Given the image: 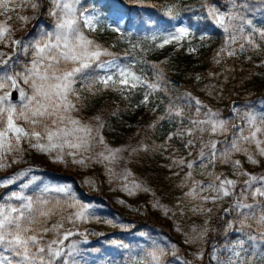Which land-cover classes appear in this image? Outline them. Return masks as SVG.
<instances>
[{
    "label": "snow or ice",
    "instance_id": "6c2138e0",
    "mask_svg": "<svg viewBox=\"0 0 264 264\" xmlns=\"http://www.w3.org/2000/svg\"><path fill=\"white\" fill-rule=\"evenodd\" d=\"M50 4L48 14L55 21L53 29L48 31L41 27L37 35L18 40L13 39V29L8 24L12 19L9 13L25 5L35 10L39 8V4L37 0H0V16L4 17L0 20V45L12 48V54L0 52V65L6 66L0 73V170L19 164L25 151L24 145L27 144L30 149L49 156L54 162L65 163L66 157H70L71 163L81 167H87L92 162L102 163L110 176L115 175L109 165L120 160V153L126 149H113L107 145L104 137L100 135L103 124L99 116L95 117L97 126H93L73 115L79 111L77 103L81 102V96L75 88L77 78L84 82L89 92L96 85L118 91L122 95L142 88L143 99L140 103L147 106L150 97L162 90L160 80L163 79V71L159 65L153 64L152 68L156 70L158 79L155 82L149 81L143 74L137 73L134 60L121 63L112 52L89 39L83 29L96 31L100 20L96 14H86V10L79 9L80 0H50ZM230 4L227 12H221L215 6H208L207 9L215 24L227 34L226 44L217 56H235L238 52L243 53L248 50L245 45L259 50L260 45L256 43L254 36L258 33L259 38L264 41V30L256 29L252 21L246 18L244 13L248 10V5L243 0H230ZM165 15L176 19L179 13L170 6ZM17 19L22 24H27L31 18L18 15ZM246 26L251 30L246 32ZM111 30L121 31L115 26L111 27ZM190 34L187 27L177 26L167 34H154L151 39L154 43L159 40L156 47L164 48L167 44H182ZM238 41L243 42L237 50L232 45ZM136 46L134 44L133 48ZM188 51L194 53L196 49L189 48ZM13 56L17 59L14 60ZM20 56H30V61L21 64ZM102 57L110 59L102 60ZM127 59L125 57L126 61ZM216 62L219 63V60ZM15 65H21L22 70L15 71ZM93 66L103 69L105 74L93 77L89 72ZM197 79L200 77L197 76ZM21 83L27 85L30 91H25ZM13 91L19 93V107L11 101ZM184 99V105L170 103L166 115L159 117V120L175 119L181 124L160 147L167 150V142L173 140V137L184 140L185 149L195 148V142L200 141L201 147L197 153L199 163L186 162L181 158L173 160V165L181 169L205 170L209 166L214 169L219 160L220 163L231 166L233 175L246 179L237 192L238 180L228 178L223 173L202 171L201 174L208 177V183H204L196 180L193 172L188 171L179 185L181 188H188L181 203H185V206L192 204L188 211L194 214L209 216L213 208L205 205L215 206L231 198V206L224 209L225 214L230 217L225 221L224 231L225 234L235 231L238 237L225 245L227 257H218L214 250L211 259L216 261V264H264V175H252L243 170L240 160L232 159L233 154L241 153L249 163H260L256 157H264V113H257L254 106H249L243 111L234 106L232 112L244 121V127L237 128L231 141L225 142L218 149L217 140L204 141L203 136L205 133L209 137L226 135L230 127H234L231 120L222 119L219 113L208 108L191 93H186ZM186 107L195 109V118L189 119L185 116ZM186 119L187 126H184ZM152 127H155V124ZM94 142L102 146V150L90 155ZM249 146L254 147L255 153L249 151ZM143 150L148 151V148L145 146ZM188 154L191 155V151ZM32 171L28 169L0 180V188H8L28 177L27 181L18 185V191H11L0 200V264H57V261L59 264H77L76 258L81 252L80 244L87 242V233L74 229L79 224L98 219L92 211L93 205L77 199L71 187L67 185L53 188L45 184L33 189L34 196L27 195L26 190L40 180V177L30 175ZM131 176L132 173L126 170L118 177L123 181L122 190L128 195L150 191L135 180L130 181ZM52 191L63 193L66 199H57L53 203L46 195ZM250 198L253 201L251 203L248 202ZM64 207L72 209V213L47 227V221ZM153 207L160 208L165 216L172 211L159 201H156ZM179 215H184L183 208L180 209ZM65 222L71 224L72 228H65ZM208 224L209 220L206 219L203 226L193 227L190 233H185V243H203L209 231ZM253 224L255 229H252ZM176 231L182 230L177 227ZM48 233H52L54 238L45 240L44 237ZM73 236H81L84 239L72 240ZM65 241H68L67 245ZM111 243L121 248L128 247L115 240ZM177 253L175 244L164 247L153 240L151 247L143 249L142 254L136 255L130 251L128 264H165L164 258L168 255L181 260ZM196 258L203 260V252L198 253ZM183 264L190 262L184 260Z\"/></svg>",
    "mask_w": 264,
    "mask_h": 264
},
{
    "label": "trees",
    "instance_id": "16d2710c",
    "mask_svg": "<svg viewBox=\"0 0 264 264\" xmlns=\"http://www.w3.org/2000/svg\"><path fill=\"white\" fill-rule=\"evenodd\" d=\"M39 1V6L44 12L48 7V0ZM245 3L248 5V10L245 12L248 18L253 17L257 21H264V0H246ZM91 5L102 15L101 19L109 17L110 8L115 6L119 13L126 16L127 22L126 27L120 32L102 30L100 28L104 27V24L100 23L96 31L90 32L83 29L85 35L112 52L121 63L134 60L137 73L143 74L149 81L155 82L158 79L152 65H159L163 71V79L160 80L162 90L154 93L150 97L149 104L145 106L140 103L143 99L144 90L142 88H137L131 93L125 92L122 95L118 91L103 89L102 86L96 85L89 92L84 82L77 78L75 88L81 96V102L77 103L79 111L73 115L83 121L82 118L87 120L93 117L94 126L97 122L95 117L99 116L103 124L100 128V135L104 137L105 142L109 146L126 149L121 155L127 159L125 160L126 165L133 175L147 182L159 202L170 205L181 192L179 179L173 173L175 171L173 160L183 157L189 161L196 158L201 142L196 141V147L191 149V151H196L193 154L194 157L188 154L190 149H185V141L177 137L167 142V150L161 148L160 146L165 144L167 137L176 132L181 124L175 119L159 120V117L166 115V109L170 103L184 105L186 93H191L193 97L200 99L208 108L219 113L220 117L228 116L232 95L240 101L251 97L254 93H264V52L259 54L257 50L248 56L221 54V61L216 62V54L224 47L225 37L222 28L218 27L208 15L207 9L208 6H215L224 12L228 8L229 0H105L103 5L100 0H80L78 8L86 10ZM170 6L179 13L176 19L165 15L166 9ZM34 12L31 7L27 9L29 17L36 18L38 9ZM39 19L33 22L34 26L45 22L47 29L54 27V19ZM179 19L186 22L191 32L190 36L180 45L172 43L165 45L164 48L156 47L160 41L157 40L154 43L152 36L167 34L173 29L172 24ZM134 44L137 45L135 48H133ZM192 47L198 49V57H193L187 51ZM125 57L128 58L127 61ZM102 59L110 58L102 57ZM27 60L29 56H20L22 64H27ZM14 69L15 71L22 70L21 66L17 65ZM89 72L93 77L101 76V72L96 70L95 66L89 69ZM197 76L200 79H197ZM21 86L25 91H30L27 85L21 83ZM253 99L255 97L252 96ZM260 106L264 109V97L261 99ZM184 112L189 119L196 116L194 108L186 107ZM154 124L155 127H152ZM184 126H187V119ZM215 138L220 137L218 135L209 137L207 133L203 136L204 141ZM145 146L148 151L143 150ZM33 159L40 161L45 169L52 172L76 175L77 184L81 183L83 178L93 181V187L96 188L94 191H89L93 200L105 201L102 203L108 202L109 199L112 200L109 197L111 193L108 192L107 185L112 180L104 165L93 162L91 166L82 168L66 161L64 165H58L56 169V164L52 162L49 164V160L44 155L35 153ZM253 170L264 173V159L254 165ZM80 194L84 199L82 191ZM150 222V220H140L139 223L147 229V224L152 225ZM158 225L161 223L158 222L157 226H152L155 230L166 231L164 227H158ZM163 225H167V222L163 221ZM99 246L100 258H104V251L102 252ZM182 246L181 242L180 247ZM180 251L182 253L180 252L178 256L182 259H177L176 264H183L185 259L189 261L185 248ZM190 264L195 263L190 262Z\"/></svg>",
    "mask_w": 264,
    "mask_h": 264
},
{
    "label": "rangeland",
    "instance_id": "374dc122",
    "mask_svg": "<svg viewBox=\"0 0 264 264\" xmlns=\"http://www.w3.org/2000/svg\"><path fill=\"white\" fill-rule=\"evenodd\" d=\"M245 1L246 0H243L244 3ZM37 2L38 4H40L39 0H37ZM100 2L101 5H103L105 3V0H100ZM29 7H30L29 5H25L22 8H17L15 12L9 13V15L12 16V19L8 21V24L13 29V39L26 40L30 37L37 35L41 27L48 31H51L53 29V27L52 29H47L45 22H40L36 26H34L33 24V22L39 18L53 19V17H51L48 14V10L51 7L50 0H48V7L46 8V10H44V12H43V8L39 6L37 17L35 18L34 16H31L29 23L22 24V22L17 19V16L20 15V16L29 17V15L27 14V9ZM230 7L231 4L229 0L228 8L224 12H227ZM110 9L111 11L108 15L109 17L104 19H101L102 15L93 7V5H91L90 8L86 9V14H91V13L96 14L99 17L100 23L104 24V27L100 28L102 30L103 29L107 31L111 30V27L113 26L119 27L121 30H123L126 25V20H127L126 16L119 13L116 10L117 7L115 6H113ZM34 11H37V9L35 10L33 9V12ZM244 14L246 16V13ZM121 16L123 17L122 20L120 19ZM246 18L252 21L253 27H255L256 29L264 30V21L261 22L257 21L253 17L248 18L246 16ZM3 19L4 17L0 16V20ZM38 21H40V19ZM177 26L187 27V24L184 20L179 19L173 23L172 28ZM250 30L251 29L247 28L246 26V32ZM222 32L224 34L225 37L224 42L226 44L227 34L223 31V29ZM254 39L256 43L260 45L259 54H262L264 50L261 49L264 48V41H262L259 38L258 33L255 34ZM242 42L243 41H238L234 43L232 47L238 50L240 47V43ZM245 47L248 48L247 51L243 53L238 52L237 55L235 56H248L249 54L251 53L253 54L254 52L257 51L255 49L249 48L247 45H245ZM192 48L196 49L194 53H191L188 50L187 51L191 53L193 57H198V49L196 47H192ZM17 51L19 50L17 49ZM0 52L12 54V48L5 47L4 45H0ZM220 58L221 55L217 56L216 54V61L220 60ZM13 59L15 60L17 59V57L13 56ZM29 61H30V56H29V60H27V63ZM17 66H21V65H17ZM5 68L6 66L0 65V73H2L5 70ZM96 70L101 72L102 73L101 75L105 74L103 69L96 68ZM252 96L255 97V99L252 100ZM252 96L237 101L236 96L232 95L230 114L226 117H221V118L225 120H231L234 127H230V130L226 135L223 136L218 135L220 138L214 139L218 141L217 144L218 149L221 148L225 142L231 141V139L236 133L237 128L244 127V121L241 120L238 116L234 115L232 112L234 106L241 108L242 111L247 109L249 106H254V109L257 113H264V109H262L260 106V102L261 99L264 97V93L263 94L254 93ZM12 103L16 104L19 107L21 101L18 97V99L16 101H12ZM82 119H84V121L82 120L83 122L93 125V117L87 120L85 118ZM95 125L97 126V122ZM109 147L113 149L118 148L113 146H109ZM24 148L25 151L22 154L21 162L19 164H13L10 168H7L6 170H0V180L6 179L11 176H15L22 171L32 169L33 171L30 173V175L40 177V180L37 181V184L32 185L30 188L26 190L27 195L34 196L33 189L37 188L38 186L43 187L45 184L53 188L67 185L71 187L72 192L75 194V197L77 199L93 205L92 211L98 219H93L87 223L79 224L77 225L76 229H74L79 232L87 233V242L80 244L81 252L79 256L76 258L77 264H128L130 251H132L133 254L136 255L142 254L143 249L151 247V241L153 240H155L164 247H169L170 245L175 244L178 248L177 255H179V253L181 252L180 250L185 248L187 253V258L192 263L216 264V261L211 259L212 252L216 250V255L218 257L220 258L227 257L228 252L225 248V245L234 241L238 237V234L235 231H230L227 234H225L224 231L225 221L230 219V217L225 214L224 209L229 208L231 206L232 203L231 198H227L225 201L220 202L215 206H213L212 204L205 205L206 207L213 208V212L209 216L197 215L188 211V208L193 206L192 204H187L185 206V203H181L182 198L184 197V193L188 191L187 187L181 188L180 194L177 195V199L174 200L172 204L164 205L161 202H159L161 205L166 206L167 208L172 210L168 216H165L160 208L153 207V204L156 201H159V199L155 196L154 191L143 178L136 177L133 175L131 170L126 165L127 159L121 155L122 152L120 153L121 159L118 160L116 163L109 165L113 169L115 175L110 176L105 168L108 176L112 180L111 182L107 183L108 192L111 194H109L108 192L107 193L109 194V197L112 198V200L109 199L108 202L102 203L105 201L97 202L96 201L97 199L93 200L91 198L89 191H94L96 187H93L94 183L91 184L88 183V181H91L90 179L83 178L81 182L83 185L81 183L77 184L76 181L78 177L76 175H72L70 173H64V172L57 173L47 170L43 167L42 164H40V161L33 159V154L38 152H36L33 149H30L27 146V144L24 145ZM101 150H102V146L96 145L94 142L93 152L90 153V155H94L95 153H98ZM249 151L255 153L254 147L249 146ZM195 152L196 151H191L192 154L190 155V157H194L193 154ZM38 154L44 155L42 153H38ZM44 156L49 160V164L50 162L56 164V169L58 165H64V163L54 162L47 155ZM69 158L70 157H66V161L71 162V158L70 159ZM256 158L258 160L264 159V157H259V156H257ZM232 159L240 160L241 164L243 165L244 171L256 176L264 175L263 172H260L258 170H253L254 165L249 163L243 154L235 153L233 154ZM189 161H196L197 163H199L197 156L196 158L191 159ZM92 163H89L88 166H91ZM82 168H86V167H82ZM126 170L132 173V176L129 177L130 181L135 180L136 182L140 183L141 185H143V187L149 189L150 191L148 192L140 191L137 192L135 195H128L127 192L123 191L122 190L123 181L118 177H120ZM188 171H192L194 178L196 180L203 181L204 183H208V177L206 175H202L201 174L202 171H208V172L215 171L216 173H223L224 176H227L228 178L238 180L237 192H239L243 180L246 179V177L243 176L233 175V169L231 168L230 165L222 164L219 162V160H217L214 169L212 168V166H209L205 170L199 168H194L192 170H189L187 168L181 169L180 167L175 166V171L173 173L174 174L179 173V175L176 174L177 178L179 179V185L184 181V176ZM74 178H76L75 181H73ZM27 180L28 177H24L23 180L17 181V184L11 185L8 188H0V200H2V198L11 191H18L19 190L18 185L24 183ZM81 191L85 196L84 199L80 194ZM46 195L50 200H52L53 203H55L57 199L61 201L66 199L63 193H58L55 191L49 192ZM96 197H98V195ZM120 201H123L124 203L122 204L120 203ZM248 202L251 203L253 201L250 198ZM13 203H19V202L13 201ZM222 203L224 204L221 205ZM181 208L184 209V215H179ZM72 211H73L72 209L67 207L60 209L59 211H57V213L54 216L51 217V219L47 221L46 226L51 227L61 217H66L70 215ZM173 213H176V215H173ZM164 217L165 219H163ZM206 219L209 220V224H208L209 231L207 236L205 237L204 242L203 243L197 242L195 244L185 243V233H190L193 227L203 226L204 221ZM140 220L142 221L150 220L151 221L150 223L156 226L158 222H160L161 225H158V227H164L166 231H163L161 229L155 230V228L152 225H148V224L146 229L143 224L139 223ZM107 221H111V223H108ZM163 221H166L167 225H163ZM169 222H170V226H169ZM177 227L181 228L182 231L177 232L176 231ZM255 227H256L255 224H253L252 229H255ZM65 228H72V225L65 222ZM252 229H246V231H251ZM140 233H145L146 235L141 236ZM53 238L54 236L52 233H48L44 237L45 240H50ZM71 239L82 241L84 237L73 236ZM113 240L117 241L118 243H123L124 245H128V247L127 248L117 247L116 245L111 243V241ZM181 242L183 243L182 247H180ZM65 244L67 245L68 241H65ZM98 246L101 248L102 252L104 251V255H105L104 258H100L101 255L98 253L99 252ZM200 252H203L204 254L203 260H199L196 258L197 254ZM164 259H165V264H176L175 262L177 260V257L168 255ZM57 264H59V261H57Z\"/></svg>",
    "mask_w": 264,
    "mask_h": 264
},
{
    "label": "water",
    "instance_id": "95a60500",
    "mask_svg": "<svg viewBox=\"0 0 264 264\" xmlns=\"http://www.w3.org/2000/svg\"><path fill=\"white\" fill-rule=\"evenodd\" d=\"M11 99H12V100L17 99V91H13V92H12Z\"/></svg>",
    "mask_w": 264,
    "mask_h": 264
}]
</instances>
